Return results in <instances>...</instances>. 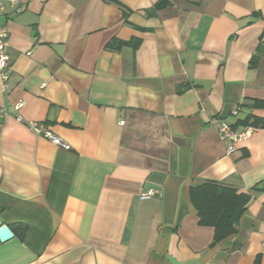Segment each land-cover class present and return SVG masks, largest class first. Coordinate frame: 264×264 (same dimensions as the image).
I'll use <instances>...</instances> for the list:
<instances>
[{
  "label": "crops",
  "instance_id": "crops-1",
  "mask_svg": "<svg viewBox=\"0 0 264 264\" xmlns=\"http://www.w3.org/2000/svg\"><path fill=\"white\" fill-rule=\"evenodd\" d=\"M18 1L1 18L0 264H264V128L231 144L211 122L264 119V0ZM204 182L251 194L218 242L190 201Z\"/></svg>",
  "mask_w": 264,
  "mask_h": 264
},
{
  "label": "trees",
  "instance_id": "trees-1",
  "mask_svg": "<svg viewBox=\"0 0 264 264\" xmlns=\"http://www.w3.org/2000/svg\"><path fill=\"white\" fill-rule=\"evenodd\" d=\"M165 0L155 4L159 8ZM132 47L137 42L132 41ZM121 45V43H118ZM257 56L253 57L251 66L255 64ZM252 128H264V119L246 117L242 122H236L231 127L236 130L237 124ZM252 188V191L257 189ZM251 199L250 193H238L235 189L213 182H204L201 185L191 187L190 201L197 212L199 224L209 226L214 231V242L229 238L236 234L238 222L245 212L247 202Z\"/></svg>",
  "mask_w": 264,
  "mask_h": 264
},
{
  "label": "built area",
  "instance_id": "built-area-1",
  "mask_svg": "<svg viewBox=\"0 0 264 264\" xmlns=\"http://www.w3.org/2000/svg\"><path fill=\"white\" fill-rule=\"evenodd\" d=\"M10 6L13 8L14 13H20L23 10V7L20 5L18 0H0V81L3 87H5L6 82L8 80V74L7 70L9 69V56L7 53L8 48V42H7V31L5 28L4 23L2 22L1 18L3 15V9L5 6ZM22 102H19L15 109L18 110L22 106ZM234 112L233 114H235ZM18 121H21L20 117L17 118ZM211 122L216 126L217 128V134L218 137L223 140L227 141L231 144L233 143H239L242 141L247 140L250 135H252V132L254 128L246 127L241 131L234 130L230 124H228L226 121L220 119H212ZM28 128L36 135H39L46 140H48L52 145L56 147H61L65 150H68L70 146L65 143L61 138L57 137L53 134L47 127L40 123L36 122H28L27 123ZM234 149L232 146L227 147V153L233 152ZM155 192L152 189H149L148 191H145L140 196L141 199H146L151 196H154Z\"/></svg>",
  "mask_w": 264,
  "mask_h": 264
},
{
  "label": "water",
  "instance_id": "water-1",
  "mask_svg": "<svg viewBox=\"0 0 264 264\" xmlns=\"http://www.w3.org/2000/svg\"><path fill=\"white\" fill-rule=\"evenodd\" d=\"M13 236L11 230L6 225L0 226V241L5 242Z\"/></svg>",
  "mask_w": 264,
  "mask_h": 264
}]
</instances>
